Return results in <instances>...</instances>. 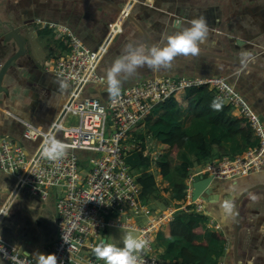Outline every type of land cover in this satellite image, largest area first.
I'll return each mask as SVG.
<instances>
[{
    "label": "crops",
    "instance_id": "crops-1",
    "mask_svg": "<svg viewBox=\"0 0 264 264\" xmlns=\"http://www.w3.org/2000/svg\"><path fill=\"white\" fill-rule=\"evenodd\" d=\"M125 6L130 8V16L98 68L102 82L88 86L84 96L102 101L110 98L103 77L126 44L142 43L148 47L151 46L149 37L156 44L163 45L169 34L180 31L198 17H203L209 28L206 40L199 45V52L240 59L242 52H248L250 56L246 61L264 67V0H0V72L19 50L17 41L8 38L7 34L18 30L25 40L24 55L8 69L2 82L0 142L13 139L31 154L38 143L24 138L25 123L47 131L69 97L70 86L62 89L60 84L64 80L50 70L68 50L67 38H61L57 30L43 27L38 21L65 26L89 48L97 49L106 38L110 24L122 11L120 8ZM164 76L224 77L264 120V71L205 55L176 56L169 67L155 70L145 65L138 68L134 76L122 81L121 91L150 78ZM177 106L181 110L178 120L182 128L191 129L193 115L188 109L186 93L177 96ZM153 111L148 115L152 116V121L143 122L134 133L136 149L133 152L140 150L141 145L145 146L152 160L150 171L156 176L159 187L145 203L162 209L172 205L175 195L172 180L178 176V183L188 186L202 163H197L198 151L188 143L177 159L179 164L177 160L171 164L170 175L164 178L159 174L156 162L167 157L169 149L153 138L150 127L166 111ZM239 139L223 138L222 146L212 147V155L204 164L221 156L237 154L242 146ZM184 156L191 163L187 178H182L179 170ZM135 175L138 178L139 175ZM16 181V176L0 169V209L4 204L9 205L7 216L0 223V238L34 259L36 252L52 254L58 236L56 197L53 194L42 200L24 188L17 197L9 200ZM260 184L264 185V172L234 180L213 181L211 190L217 198L212 197L213 202H210L206 196L204 214L208 219L204 226L207 232L199 238L210 244L209 264H235V216L222 221L218 206L227 198L236 208L241 195L249 190L239 204V264H264V188H256ZM215 232L222 234L225 240L213 241ZM163 235L157 244L159 254L167 259L178 258L184 243L176 242L174 250L169 252V246L174 245L175 240L166 233ZM0 264H7L1 255Z\"/></svg>",
    "mask_w": 264,
    "mask_h": 264
},
{
    "label": "built area",
    "instance_id": "built-area-1",
    "mask_svg": "<svg viewBox=\"0 0 264 264\" xmlns=\"http://www.w3.org/2000/svg\"><path fill=\"white\" fill-rule=\"evenodd\" d=\"M130 8L125 6L109 26V32L97 49L89 48L65 26L38 21L66 37L68 50L50 68L70 86L69 97L47 131L25 123L24 138L37 142L31 154L13 139L0 142V169L16 176L9 200L26 188L39 199L55 195L58 236L52 254L57 264H103L93 253L95 245L106 240L112 230L130 231L147 241L139 255V264H181L161 257L157 244L176 212L204 213L205 199L193 201V182L198 177L234 180L264 172V123L246 99L224 77H154L121 91L119 97L106 101L84 96L92 84L102 78L98 68L111 44L123 32ZM208 87L220 101L247 120L253 130L252 145L246 150L202 164L189 180L186 197L173 200L165 208H152L141 198L142 187L127 157L136 149L134 133L156 105L177 98L189 88ZM68 145L63 157L50 160L41 155V145L48 136ZM79 152L88 156L81 160ZM8 204L0 209V223L7 216ZM0 255L7 264H37L0 238Z\"/></svg>",
    "mask_w": 264,
    "mask_h": 264
},
{
    "label": "trees",
    "instance_id": "trees-1",
    "mask_svg": "<svg viewBox=\"0 0 264 264\" xmlns=\"http://www.w3.org/2000/svg\"><path fill=\"white\" fill-rule=\"evenodd\" d=\"M186 95L188 109L193 115L191 129H183L181 122L178 120L181 110L177 106V98H170L156 105L153 111L155 113L162 109L166 111L159 121L150 127L153 138L169 149L167 157H163L156 162V167L160 169L159 174L164 178L170 175L171 164L180 158L185 145L188 143L194 145L197 149V163L199 164H204L205 160L211 157L212 147L222 146L221 141L223 138L234 140L240 138L242 146L237 153L252 145L254 135L247 120L240 118L233 108L224 103H222L219 110L211 107L213 98L217 97L214 91L206 86L193 87L186 91ZM152 119V116H146L145 121L151 122ZM79 156L83 161L88 153L79 152ZM183 159L179 165V170L181 171V177L187 178L191 163L187 156H184ZM127 163L131 166L132 172L139 175L138 182L142 187L141 198L144 202H147L158 191L159 187L156 176L150 171L152 160L146 153L145 146L141 145L140 150L131 153L127 157ZM174 188L178 193L174 195L172 201L184 200L188 186L184 183H176ZM207 219L208 217L204 213L176 212L173 221L161 233V236L166 233L169 238L175 240L174 245L169 246V252L174 250L176 242L181 241L184 243L178 258L171 259L180 261L181 264H209L211 262L210 244L206 240H199L207 232L204 226ZM212 240L223 242L225 238L222 234L215 232L212 234Z\"/></svg>",
    "mask_w": 264,
    "mask_h": 264
},
{
    "label": "clouds",
    "instance_id": "clouds-1",
    "mask_svg": "<svg viewBox=\"0 0 264 264\" xmlns=\"http://www.w3.org/2000/svg\"><path fill=\"white\" fill-rule=\"evenodd\" d=\"M209 28L203 17L194 18L189 25L180 31L169 34L163 45L153 44L146 47L142 43L126 44L122 52L112 61L106 69L103 79L106 82L107 92L110 98H117L121 94L123 80L134 76L138 68L147 66L150 69L169 67L173 59L179 55H196L199 45L208 36ZM250 54L241 53V63H244ZM62 89L69 85L61 81ZM211 107L219 110L222 102L219 97L213 98ZM68 145L55 136H48L41 145V155L50 160H56L64 156ZM219 215L222 221H227L236 215L234 202L231 199H223L219 202ZM121 244L109 243L106 240L99 241L93 248L96 258L103 264H139V255L146 250L147 241L130 231H126L122 237ZM37 264H57L55 254L34 253Z\"/></svg>",
    "mask_w": 264,
    "mask_h": 264
},
{
    "label": "water",
    "instance_id": "water-1",
    "mask_svg": "<svg viewBox=\"0 0 264 264\" xmlns=\"http://www.w3.org/2000/svg\"><path fill=\"white\" fill-rule=\"evenodd\" d=\"M122 10V8H120ZM130 16V15H129ZM8 38H14L18 45H19V50L4 64L3 68L1 69L0 72V91L3 90L2 88V82L3 79L5 77V74L7 73L8 69L13 66L16 61L24 55L25 53V40L24 38L19 34L18 30H12L10 32V34H7ZM149 44L153 45L156 44L155 42H153L149 37H147ZM160 45V44H158ZM190 55V54H189ZM196 55H205V56H209L212 58H216V59H220V60H224V61H229L232 63H235L239 66L242 67H250V68H255L261 71H264V67L262 66H258L255 65L251 62L245 61L244 63H241V59L240 58H234L232 56L229 55H216V54H212V53H206V52H199ZM177 56H186L183 54H179ZM213 181L214 179L211 176H207V177H198L195 179V181L193 182V201H196L199 198H204L206 200V196H207V200L210 202H213V198L216 199L217 196L212 194V185H213ZM256 188H264L263 184L258 185ZM246 191L243 195H241L240 199L238 200L237 204H236V215H235V221H234V232H235V240H234V259H235V264H239V257H238V253H237V249H238V242H239V204L241 202V200L250 192ZM206 200V201H207ZM20 253H23V251H19ZM27 255V254H25Z\"/></svg>",
    "mask_w": 264,
    "mask_h": 264
},
{
    "label": "rangeland",
    "instance_id": "rangeland-1",
    "mask_svg": "<svg viewBox=\"0 0 264 264\" xmlns=\"http://www.w3.org/2000/svg\"><path fill=\"white\" fill-rule=\"evenodd\" d=\"M261 119H263V118H261ZM262 121H264V120H262ZM141 128L142 129H145L146 127H142L141 126ZM139 131H140V129H139ZM138 131V132H139ZM141 132V131H140ZM134 138H135V135H134ZM133 138V140L131 141L132 143H134L135 142V139ZM131 153V152H130ZM178 161V160H177ZM176 161V162H177ZM179 162L180 161H178L177 162V165L179 164ZM176 164V163H175ZM179 175V174H178ZM180 181V178H178V176H177V178H174L173 180H172V182H173V185L172 186H175V184L176 183H178ZM174 188V187H173ZM173 193H178V191L174 188V190H173ZM124 234V232H122V231H116V230H112V231H110L109 233H108V237L110 238V239H115V240H120L121 239V237H122V235Z\"/></svg>",
    "mask_w": 264,
    "mask_h": 264
},
{
    "label": "bare ground",
    "instance_id": "bare-ground-1",
    "mask_svg": "<svg viewBox=\"0 0 264 264\" xmlns=\"http://www.w3.org/2000/svg\"><path fill=\"white\" fill-rule=\"evenodd\" d=\"M132 3V2H131ZM134 5V4H133Z\"/></svg>",
    "mask_w": 264,
    "mask_h": 264
}]
</instances>
